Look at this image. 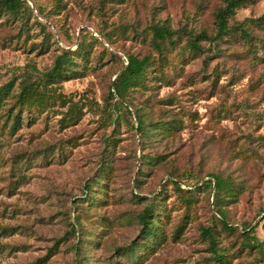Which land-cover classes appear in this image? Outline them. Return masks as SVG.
Instances as JSON below:
<instances>
[{"label":"rangeland","instance_id":"rangeland-1","mask_svg":"<svg viewBox=\"0 0 264 264\" xmlns=\"http://www.w3.org/2000/svg\"><path fill=\"white\" fill-rule=\"evenodd\" d=\"M23 1L26 20L0 15V86L12 82L10 95L20 81H38L63 49L83 42L89 54L57 83L68 102L23 107L21 124L0 130V264H264L241 244L244 229L264 242V22L250 21L264 14V0L235 8L221 36L222 0ZM153 24L178 40L162 70L125 95L127 112L108 91L127 55L157 62ZM190 34L200 52L185 46ZM69 101L79 113L61 121ZM134 111L179 126L140 136ZM212 174L236 195L216 202ZM153 199L165 239L145 250L135 246L137 215Z\"/></svg>","mask_w":264,"mask_h":264},{"label":"trees","instance_id":"trees-1","mask_svg":"<svg viewBox=\"0 0 264 264\" xmlns=\"http://www.w3.org/2000/svg\"><path fill=\"white\" fill-rule=\"evenodd\" d=\"M56 4L61 5V0H55ZM224 5L218 8L215 13L216 19V36L225 34L230 27L227 24V17L231 15L235 8L244 4L247 0H222ZM30 9L27 3L23 0H0V15L11 16L12 18H19L20 20H26L30 14ZM255 23L264 22V14L255 20H250ZM44 26V25H41ZM245 30V29H242ZM151 43L158 52L157 62L150 56L137 57L135 55L126 56V64L121 66V69L115 79L112 82L111 88L108 94L111 99L118 97L122 104L126 108L123 98L128 94L131 88L145 87L147 82L153 78V72L162 70L163 65L168 62L164 50L168 47H173L178 40V35H174V31L170 29L166 24H153L150 27ZM245 31V36H247ZM249 36V35H248ZM185 46L192 52L197 53L202 50L201 46L197 43V38L193 34L186 40ZM89 51L87 50V44L81 42L78 45L76 51L63 49L62 52L54 58L51 68L46 71L38 81L22 80L20 81L21 89L15 95H10L12 90V82H7L0 86V130L3 131L8 125L10 130H15L17 126L21 124L20 111L23 107H45L48 100L56 99L62 103L68 102V99L60 92L57 91V83L61 81L65 76H70L73 72H77V69L81 67V64L77 62L76 57L87 58ZM155 66V67H154ZM156 68V69H155ZM15 97L13 104L10 107H6V102L9 97ZM17 106V111L14 108ZM79 113L78 107L75 103L69 101L68 107L64 113V116L60 119L63 121L73 120ZM134 117L136 120L135 129L140 136L149 137L150 135L167 132L170 133L178 128L179 123L175 119L166 121L162 120H151L150 118H143V116L134 111ZM264 140V136H263ZM102 175H106L110 171V161L104 160L101 163ZM212 180L208 181V186L213 187L214 200L220 202L227 197H234L237 191L234 188L230 180L219 177L217 175H211ZM179 188V187H178ZM185 203L188 206L190 199H185ZM158 201H151L143 207L138 213L137 220L140 224L138 235L142 241L136 244V247H142L146 249H153L160 245L164 239V231L160 223V213L158 211ZM218 214L222 215L221 210L217 209ZM223 216V215H222ZM223 227L231 230L233 229L230 225H227L222 220ZM175 230L174 237L179 236L181 226H178ZM202 234L209 238V246L212 250L214 259L223 260L225 254L217 251L215 239L210 233L209 228H204ZM241 244L244 248L250 250V252H256L255 262H264V242L259 241L251 235L247 230L242 232ZM135 246H129L127 251L129 254H133Z\"/></svg>","mask_w":264,"mask_h":264}]
</instances>
